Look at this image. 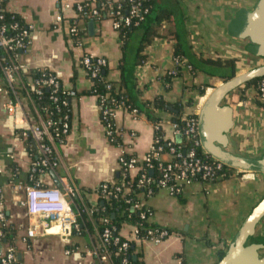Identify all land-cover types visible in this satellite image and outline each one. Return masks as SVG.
Instances as JSON below:
<instances>
[{
	"label": "crops",
	"instance_id": "0c3cea01",
	"mask_svg": "<svg viewBox=\"0 0 264 264\" xmlns=\"http://www.w3.org/2000/svg\"><path fill=\"white\" fill-rule=\"evenodd\" d=\"M86 1L7 0L5 4L8 12L16 14L31 27L28 48L19 53L18 61L30 69L47 68L56 74L65 89L77 93L69 99V132L62 144L55 143L57 164L46 168L37 178L46 186H57L60 177L69 175L78 188L72 208H85L84 217L81 213L79 218L83 232H74L69 243L61 242L56 235L37 236L26 243L19 240L26 226V213L16 200L24 198L22 187L29 183V169L38 150L31 139L12 134L4 126V97L0 95V187L10 218L21 226L16 241L20 264H99L85 253L97 240L96 218L90 214L98 204L94 190L102 182L113 181L119 170L121 153L142 160L154 139L155 125L144 115L136 117L117 109L113 127L119 138L115 144L111 143L100 122L96 98L80 94L90 86L79 63L81 56L105 59L107 79L112 82L119 79L116 67L121 58L119 35L109 19L94 20L76 15L73 6ZM255 2L155 0L154 6H169L182 12L186 40L191 49L202 57L235 58V75H241L262 65L259 64L262 58L248 53L245 41L228 37L226 25L237 10H251ZM66 4L72 8L65 9ZM58 16L60 21H57ZM71 20L76 21L81 32L76 44L69 36ZM129 51L133 52L132 46ZM143 54L145 61L133 68L135 99L139 102L160 97L170 104H181L187 115L196 116L205 95L221 82L181 66L165 83L162 78L175 67L173 41L165 37H155L145 46ZM17 82L15 88L22 97ZM244 85L226 98L225 104L232 109L233 121L227 149L255 157L264 154V104L257 99L253 85ZM168 110L155 109L154 115L159 118L163 139L174 140L177 133L170 114L173 108ZM263 196L264 173L260 172L234 171L229 177L215 182L193 181L183 187L179 197L159 189L145 202L151 210L149 221L172 230V233L158 244L148 240L136 242L134 251L141 264H216L219 253H224L244 217ZM129 233V225H123L119 230L122 237ZM253 238L260 239L258 243L262 245L258 253L264 258V216L256 224ZM68 246L70 252L65 253Z\"/></svg>",
	"mask_w": 264,
	"mask_h": 264
},
{
	"label": "built area",
	"instance_id": "2783aa9c",
	"mask_svg": "<svg viewBox=\"0 0 264 264\" xmlns=\"http://www.w3.org/2000/svg\"><path fill=\"white\" fill-rule=\"evenodd\" d=\"M96 0H89L85 5L82 3H76L73 6V10L76 15L80 17L89 18L91 16H98V10L94 7ZM103 5L105 3H102ZM101 4V5H102ZM65 9H71V5L66 4ZM108 14L113 29L118 30L121 23L129 25L132 22V18L137 17L140 19V14L137 9V4H132L128 10V14L122 16L119 11H110ZM1 17V16H0ZM61 17H57V21H60ZM137 21H134L136 23ZM18 24L16 22L10 24L8 27L0 25V53L4 52L7 55L14 58V63H2L0 62V72L2 77L0 78V95L4 97V126L12 133L17 134L22 138L31 139L38 150L37 158L32 162L29 169V183L22 187L24 198L16 202L21 208H24L26 213V226L23 233L20 235L19 240L26 243L28 240L37 236L56 235L63 243H69L70 237L74 232H77L80 228V215L85 213V208L73 209L72 204L75 197L78 194V188L74 180L69 175H64L59 178L58 186H46L41 181L34 178V175H39L46 168L54 167L57 164V152L55 143L62 144L66 135L69 132L70 115L67 113L61 117L59 128H54V122L48 116H42L34 105L29 92L23 94L22 97L18 96L15 85L18 80V75L30 70L27 65L18 61L19 53L27 50L29 45V38L31 34V27L26 25L25 28H21L15 35H8L9 29L15 30ZM9 28V29H8ZM74 28L70 26L69 36L74 33ZM92 59H94V67L92 66ZM83 69H91L90 76H95V71L98 67L103 66L106 61L103 58H93L87 55L81 56L79 59ZM167 74L174 75V71H168ZM27 86L33 91L35 95H40L42 87L51 91L50 99L53 102H58L59 105L66 106L67 100L60 99L57 94L59 89H62L59 80L54 72L48 71L43 74L41 78L32 79L26 78ZM253 88L256 93L257 99L264 104V78H258L254 83ZM66 96L73 98L76 96V92L73 89H65ZM25 104H23V101ZM57 111L59 106H56ZM117 109H123L129 112L132 116H135L136 111L134 109L127 110L121 105ZM116 109V110H117ZM114 112L104 110L103 115H110L113 119ZM175 133H179L176 125L173 124ZM58 128V129H57ZM156 129L157 126L155 125ZM105 136L111 142L112 132L108 126H103ZM182 133L186 136L193 138V146H198L199 141L197 138V119L195 115L189 114L185 118V126ZM62 135V138L54 141L55 138ZM165 140V139H163ZM159 139L154 138L153 142L143 157L142 160L137 159L135 156L125 158L126 154L121 153L118 157V169L122 170L123 176L131 178V173L140 169V163H144L146 167L152 168V160L157 159L162 151V146L158 145ZM167 141V140H166ZM200 146V145H199ZM167 151L174 157V160H168L165 162H158L156 167L159 173L157 180V186L160 189L167 191L169 195L177 196L182 193L183 187L186 184L193 182V177L199 175L201 179H213L215 174L221 171L222 165L217 160L211 158V161H203L196 155L194 147H191L186 152H181L179 147H175L171 142L166 143ZM203 154H205L202 151ZM206 155V154H205ZM240 173L241 171L235 170ZM1 172V170H0ZM135 172V173H136ZM134 173V174H135ZM217 177V176H216ZM150 183L149 177L144 173H140L136 182L137 188H142V192L137 194V202L134 204V209L142 210L140 214L141 219L149 220L151 211L145 205L147 198L151 197L152 191L148 187ZM102 184V185H101ZM114 185V182H102L101 192L104 195L107 185ZM124 184V183H123ZM124 191L128 190L129 182L125 183ZM123 185L116 186L117 192L121 191ZM19 187H17L18 189ZM2 188L0 187V195ZM3 201H0V224H6V212L4 213ZM130 226V233L127 237L116 235L112 239L114 245L118 244V251L127 249L129 242H139L148 240L154 244H158L168 237L171 233L167 229H160L153 234L152 230H147V239L139 240L137 237V227L135 225ZM21 226H18L20 229ZM1 234V231H0ZM110 228L104 227L99 240L95 242L93 246L85 251L86 255L90 258H95L99 264L108 263V255L105 250V245L109 241ZM122 239V240H121ZM70 248L65 249V253H69ZM126 254V253H125ZM17 250L11 245L0 244V264H19L17 263ZM123 264H127V259L124 255L122 259Z\"/></svg>",
	"mask_w": 264,
	"mask_h": 264
},
{
	"label": "trees",
	"instance_id": "16d2710c",
	"mask_svg": "<svg viewBox=\"0 0 264 264\" xmlns=\"http://www.w3.org/2000/svg\"><path fill=\"white\" fill-rule=\"evenodd\" d=\"M6 2L7 0H0V25H5L8 27L10 24L16 22L18 24L17 28L14 31L8 28L9 30L7 31L8 35H15L20 31L21 28H25L26 24L19 16L8 12L5 9ZM88 2L89 0L83 2L82 5H85ZM154 2L155 0H96L94 7L98 10V16L89 17L94 20L109 19L111 16L108 14V12H115L116 10L119 11V14L125 16L128 14L130 6L132 4H137L140 19L137 17L132 18V22L129 25L121 23L117 30L121 48V58L116 67L119 71L118 81L112 82L107 79V63L98 67L95 71V76L91 77L90 71L91 69L95 68L93 65L94 59H92L91 69H84L85 75L90 81V86L87 90L81 92L80 94L91 95L96 98L100 122L103 126H108L109 130L112 132L111 143L115 144V142L118 141L119 136L116 135L115 129L113 127L112 117L108 114L103 115V111L106 109L113 112L118 108L119 105H121L127 110L134 109L136 111V117L139 115H144L149 122L157 125V128L154 129V138H158L159 141L157 144L162 146L160 156L157 159L151 161L153 164L152 168L146 167L145 164L141 162L140 169L135 174H133L131 178L128 176H123L122 170L119 169L117 175L113 179L114 185L108 184L106 186L104 195L101 192L102 184L94 190L98 196V204L90 211V214L96 218V242L99 240V235L101 234L103 228H110L109 241L105 245V250L108 255L107 264H123L122 259L124 258V255L127 259V264H141V261L138 259L139 255L134 251L136 242L130 241L125 252L118 251V244L114 245L112 243L113 237L119 234V230L123 225H135L138 230L137 237L139 240L148 238L147 230H152L153 234H155L157 230L163 228L167 229L163 226L152 223L149 220L141 219L140 214L142 213L143 209H134V204L137 202V194L142 192V188L136 187V182L140 173H144L147 177H149L150 183L148 187L151 189L152 195H154L160 189L156 185L159 177L156 165L160 161L165 162L168 160H174V157L167 151V142H171L173 146L179 147L181 152H186L191 147H194L196 155L199 156L203 161H211L209 156L202 153L201 147L199 145L193 146V138L182 133L185 126V118H187L188 115L185 113L181 104H170L160 97H155L153 100L147 102H139L135 99L136 91L135 84L133 82V68L135 66L141 65L145 61V56L143 54L145 46H147L157 36H162L172 40L173 58L175 62V67L173 69L174 74L178 73L181 66H188L190 71L193 73L202 72L209 76L218 78L221 81L228 80L235 75V58L216 59L202 57L201 54L196 53L187 43L186 32L184 28L185 17L182 12L180 13L179 10L176 11V9H173L169 6L155 7ZM102 3L105 4L103 5ZM134 21L137 22L134 23ZM70 26H72L75 30L70 39L74 44H76L81 37V32L76 21L71 20ZM130 46H132V53L129 51ZM248 46L249 44H246L245 49H247ZM0 62L1 64L14 63V58L7 55V53L1 52ZM48 71L49 70L47 68H44L30 69L27 72L20 73L18 75L17 84H19V88H21V92L23 94L29 92V96L31 97L38 112L44 117L48 116L54 122V128H59L62 115L65 113L70 115V98L66 96L63 85L60 83L62 89H59L56 95H58L61 100H67L66 106L59 105L58 102H53L50 99L51 91L45 87L41 88L42 92L40 95H35L26 84V78H41L42 75ZM1 77L2 75L0 72V78ZM170 77V74H166L162 79L165 83H168ZM57 79L59 80L58 77ZM256 81L257 79L248 81L245 83L244 87L254 85ZM56 106H59L58 111ZM169 107L173 108V110L170 111V114L173 115V123L176 125L179 133L175 135L174 140L166 141L163 140L160 125L158 123L159 118L154 115V110L163 109L169 111ZM60 138H62V135H59V137L55 138L54 141L57 142ZM130 156L134 155L126 154L125 158L127 159ZM234 171L235 169L223 166L221 171L214 175L215 177L213 179H201L200 176L197 175L194 176L192 180L202 183L215 182L218 179H225L229 177ZM34 178L36 180L37 176L34 175ZM127 181L129 182V188L128 190L124 191V188L126 187L125 183ZM119 185H123L124 187H121V191L117 192L115 188ZM177 196L179 197V195ZM0 201H3L4 211L7 212L9 207L4 193H1ZM5 216L8 221L6 224H0V244L11 245L16 248V241L19 237L18 223L14 222V220L10 218V213L6 214ZM81 216L83 218L84 213ZM167 230L168 232L172 233V230ZM77 232L82 233L83 227L80 226ZM258 242H260L259 238H253L249 241L251 244L261 246L262 244H259ZM68 248H70V246H68ZM222 255L223 252H220L219 259ZM93 259L97 261L95 258ZM17 263L20 264L18 259Z\"/></svg>",
	"mask_w": 264,
	"mask_h": 264
},
{
	"label": "water",
	"instance_id": "95a60500",
	"mask_svg": "<svg viewBox=\"0 0 264 264\" xmlns=\"http://www.w3.org/2000/svg\"><path fill=\"white\" fill-rule=\"evenodd\" d=\"M226 35L245 41L249 44L246 49L248 53L264 59V0H256L251 10H237L226 25ZM263 76L264 64L221 81L205 95L196 114L197 138L201 150L222 165L241 172L264 173V154L248 157L227 149L228 132L233 121L232 109L225 102L228 95L240 85ZM263 216L264 196L244 217L216 264H264V258L258 253L259 245L249 243L254 236L256 224Z\"/></svg>",
	"mask_w": 264,
	"mask_h": 264
},
{
	"label": "rangeland",
	"instance_id": "374dc122",
	"mask_svg": "<svg viewBox=\"0 0 264 264\" xmlns=\"http://www.w3.org/2000/svg\"><path fill=\"white\" fill-rule=\"evenodd\" d=\"M259 64H264V59L259 60Z\"/></svg>",
	"mask_w": 264,
	"mask_h": 264
}]
</instances>
